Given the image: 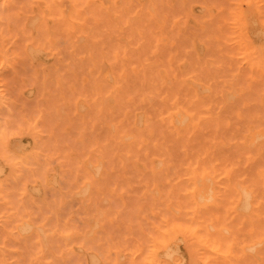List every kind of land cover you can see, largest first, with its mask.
Returning <instances> with one entry per match:
<instances>
[{"label": "rangeland", "instance_id": "374dc122", "mask_svg": "<svg viewBox=\"0 0 264 264\" xmlns=\"http://www.w3.org/2000/svg\"><path fill=\"white\" fill-rule=\"evenodd\" d=\"M263 1L0 0V264H91L94 258L95 262L97 260L96 264H148L146 260L154 247L153 238L161 239L163 236L159 229L163 232L173 222L189 225L192 221L203 227L210 225L208 228L210 230L213 228L210 232L220 235L219 238H222L220 246L224 245L220 252L208 251L194 237L179 231L171 236L175 238L173 243L176 247V256L170 258L160 256L159 261L154 264H236L235 261L238 263L243 261V264H264V212L260 213L264 209ZM90 25L97 27L92 29ZM137 37L141 39L138 40ZM247 56L250 58L248 61ZM115 63L118 66L114 67ZM187 69L189 73L184 75L183 71ZM168 70L170 73L168 76L170 75L172 79L167 76ZM180 71L183 76L178 77L176 73L180 74ZM150 75H154L153 80ZM171 80L173 83L176 82V85ZM151 85L154 88H151ZM148 86L151 89H148ZM173 86L175 87L172 88ZM183 86H186L185 90L182 89ZM123 87L127 90L123 91ZM163 87L167 90L174 89L176 93L171 95L170 90V95H167L169 90L166 91ZM188 89L192 91L191 95L187 93ZM181 90L182 95H179ZM186 94L189 97L185 96ZM182 99L183 101H179ZM197 103L200 107L196 106ZM191 106H194L193 109ZM162 107H165L164 110ZM67 111L71 113L68 114ZM244 116L247 117L246 120ZM148 118L152 119L151 122ZM229 118L233 119L232 121L238 119L237 123L231 125ZM136 119L139 121L136 122ZM240 120L242 122H239ZM253 120H257L255 121L257 123L260 121L263 126L260 123V126L257 125ZM220 121L222 129L221 127L218 129ZM239 124L243 130L240 132L241 138L238 139L236 135L232 139L235 136L233 134L239 131L233 129L241 130ZM159 126H162V130ZM69 130L72 134L68 132ZM133 132L142 136H138V139ZM150 136L154 140L151 141ZM202 136L205 141L201 139ZM194 141L199 142L198 145L205 144V147L201 145L204 148L203 152ZM144 145L147 149L143 147ZM234 145L242 150V152L239 150V156L233 154L236 162L229 159L232 151H235ZM131 146L133 149L136 148L134 150L136 152L130 148ZM215 148L220 150L217 151ZM130 151L134 153L130 154ZM170 151L176 170L171 160L168 161L171 157L168 154ZM213 152L216 155L221 152V155L216 157ZM226 154L230 155L227 157ZM130 155L135 157L131 158ZM206 155L213 162L206 161ZM222 155L225 157L221 158ZM239 157H244L240 158V161L243 160L242 164ZM163 159L167 160L163 162ZM158 161L159 165L156 164ZM96 165L100 166V169L96 168L98 171L94 168ZM251 165L257 167L251 171L249 167ZM168 167L171 168L170 172ZM218 167L220 170L216 171ZM197 168L200 170L197 171ZM178 169L183 171L177 172ZM240 170L242 172L244 170V174ZM167 172L169 178L165 176ZM248 173L250 176L258 177L259 181L256 182L255 178L256 180L253 179L255 182H251L250 179L253 177H248ZM246 180L248 183L243 182ZM181 182L185 186L181 185ZM83 186L87 187L85 191L82 190ZM180 186H183L182 190ZM176 188L178 191L173 192ZM231 191L233 194L229 195ZM241 191L246 193L242 194ZM81 192L85 193L81 195ZM160 194L163 195L162 198ZM243 198L248 202L245 203L248 207L245 209L246 212L244 208L240 209L241 206L246 208ZM126 199L129 201L127 204ZM111 200L113 203L117 202L115 203L117 207H112L114 205L112 202L113 205L109 204ZM157 202L159 204L154 205ZM161 203L164 205H160ZM142 211L144 212L140 213ZM120 213H123V218ZM202 214H206L204 218ZM181 215L185 216L182 222ZM149 216L154 218L151 219ZM37 217H40V221ZM179 217L181 219H177ZM225 218L226 220H223ZM150 219L154 223H151ZM25 224L26 227L30 226V229H25ZM230 224L233 225L232 228ZM247 224L248 227L242 229ZM232 229L238 234L235 235ZM147 233L150 234V238ZM55 238L60 239L62 244ZM50 239L55 240L52 241L53 244L50 243ZM83 239L86 243L82 241ZM228 244H231L230 248ZM54 245L56 247H53ZM252 245L253 249H248L252 252L246 250ZM226 250L229 251L228 256L222 254ZM106 255L112 259H107Z\"/></svg>", "mask_w": 264, "mask_h": 264}, {"label": "bare ground", "instance_id": "6f19581e", "mask_svg": "<svg viewBox=\"0 0 264 264\" xmlns=\"http://www.w3.org/2000/svg\"><path fill=\"white\" fill-rule=\"evenodd\" d=\"M23 1H24V0H23ZM46 1H47V0H46ZM54 1H55V0H54ZM60 1H61V0H60ZM64 1H65V0H64ZM66 1H67V0H66ZM119 1H121V0H119ZM188 1H189V0H188ZM49 2H50V1H49ZM62 2H63V0H62ZM102 2H103V1H102ZM192 2H193V1H192ZM223 2H224V1H223ZM225 2H227V1H225ZM233 2H234V1H233ZM261 2H262V1H261ZM263 2H264V1H263ZM18 3H19V1H18ZM58 3H59V2H58ZM66 3H67V2H66ZM117 3H118V2H117ZM157 3H158V2H157ZM185 3H186V2H185ZM230 3H232V2H230ZM234 3H235V2H234ZM20 4H21V3H20ZM24 4H25V3H24ZM144 4H146V3H144ZM216 4H217V3H216ZM225 4H226V3H225ZM251 4H252V2H251ZM22 5H23V4H22ZM39 5H40V4H39ZM61 5H62V4H61ZM80 5H81V4H80ZM130 5H131V4H130ZM156 5L159 6V4H156ZM206 6H207V5H206ZM222 6H224V5H222ZM68 7H69V6H68ZM75 7H76V6H75ZM131 7H132V6H131ZM131 7H130V8H131ZM163 7H164V5H163ZM263 7H264V6H263ZM130 8H129V9H130ZM143 8H144V7H143ZM165 8H166V7H165ZM201 8H202V7H201ZM225 8H226V7H225ZM225 8H224V10H225ZM9 9H10V8H9ZM19 9H20V8H19ZM66 9H67V8H66ZM66 9H65V11H66ZM131 9H133V8H131ZM15 10H16V9H15ZM28 10H29V9H28ZM45 10H46V9H45ZM94 10H95V9H94ZM149 10H150V9H149ZM178 10H179V9H178ZM117 11H118V10H117ZM194 11H195V10H194ZM230 11H231V10H230ZM57 12H58V11H57ZM57 12H56V13H57ZM62 12H63V11H62ZM85 12H86V11H85ZM141 12H142V11H141ZM162 12H163V11H162ZM196 12H197V11H196ZM65 13H66V12H65ZM86 13H87V12H86ZM157 13H158V12H157ZM160 13H161V12H160ZM198 13H199V12H198ZM20 14H21V13H20ZM57 14H58V13H57ZM72 14H73V13H72ZM91 14H92V13H91ZM110 14H111V13H110ZM6 15H7V14H6ZM54 15H56V14L54 13ZM142 15H144V14H142ZM146 15H148V14H146ZM7 16H8V15H7ZM71 16H72V15H71ZM120 16H121V15H120ZM10 17H11V16H10ZM30 17H33V16H30ZM66 17H67V16H66ZM72 17H73V16H72ZM74 17H75V16H74ZM115 17H116V16H115ZM115 17H114V18H115ZM135 17H136V16H135ZM142 17H144V16H142ZM158 17H160V14H158ZM197 17H198V16H197ZM5 18H6V17H5ZM75 18H76V17H75ZM110 18H111V17H110ZM223 18H224V17H223ZM6 19H7V18H6ZM78 19H79V18H78ZM116 19H117V18H116ZM141 19H142V18H141ZM226 19H227V17H226ZM226 19H225V20H226ZM8 20H9V19H8ZM121 20H122V19H121ZM149 21H150V20H149ZM229 21H230V20H229ZM118 22H119V21H118ZM118 22H117V23H118ZM120 22H123V21H120ZM230 22H231V21H230ZM20 23H21V22H20ZM87 23H88V22H87ZM141 23H142V22H141ZM150 23H151V22H150ZM85 24H86V22H85ZM137 24L139 25V23H137ZM176 24H177V23H176ZM203 24H204V23H203ZM59 25H60V24H59ZM62 25H63V24H61V26H62ZM86 25H87V24H86ZM86 25H85V26H86ZM88 25H89V24H88ZM97 25H98V24H97ZM138 25H136V26H138ZM167 25H168V24H167ZM205 25H206V24H205ZM227 25H228V24H227ZM14 26H15V25H14ZM25 26H26V25H25ZM109 26H110V25H109ZM112 26H113V25H112ZM151 26H153V24H152ZM90 27H92V25H90ZM96 27H97V26H94V25H93L92 29H94V28H96ZM145 27H146V26H145ZM155 27H156V26H155ZM223 27H224V26H223ZM106 28H107V27H106ZM140 28H141V26H140ZM173 28H174V27H173ZM30 29H31V28H30ZM142 29H144V28H142ZM189 29H190V28H189ZM59 30H60V28H59ZM59 30H58V31H59ZM86 30H87V29H85V32L87 33L88 31H86ZM89 30H90V28H89ZM108 30H109V28H108ZM220 30H221V29H220ZM14 31H16V30H14ZM24 31H25V30H24ZM142 31H143V30H142ZM144 31H145V30H144ZM144 31H143V32H144ZM77 32H78V31H77ZM92 32H94V31H92ZM92 32H91V34H92ZM95 32H96V31H95ZM207 32H208V31H207ZM224 32H225V31H224ZM221 33H222V32H221ZM237 33H238V32H237ZM122 34H123V33H122ZM179 34H180V33H179ZM197 34H198V33H197ZM207 35H208V34H207ZM58 36H59V35H58ZM94 36H95V35H94ZM179 36H180V35H179ZM193 36H194V35H193ZM64 37H65V36H64ZM70 37H71V36H70ZM91 37H93V35H91ZM133 38H134V37H133ZM142 38H143V36H142ZM137 39L140 40L141 38L139 39V37H137ZM222 39H223V38H222ZM138 40H137V41H138ZM60 41H61V40H60ZM102 41H103V40H102ZM217 41H218V40H217ZM194 42H195V41H194ZM220 42H221V41H220ZM61 43H62V42H61ZM125 43H126V42H125ZM130 43H131V42H130ZM166 43H167V42H166ZM23 44H24V43H23ZM133 44H134V42H133ZM151 44H152V41H151ZM158 45H159V44H158ZM220 45H221V44H220ZM224 45H225V44H224ZM255 45H256V44H255ZM197 46H198V45H197ZM227 46H228V45H227ZM22 47H23V46H22ZM176 47H178V46H176ZM176 47H175V48H176ZM195 47H196V46H195ZM80 48H81V47H80ZM150 48H152V45L150 46ZM210 48H211V47H210ZM227 48H228V47H227ZM227 48H226V49H227ZM19 49H20V48H19ZM214 49H215V48H214ZM214 49H213V50H214ZM232 49H236V48H235V47H232ZM232 49H231V50H232ZM16 50H17V49H16ZM107 50H108V48H107ZM111 50H112V49H111ZM117 50H118V49H117ZM120 51H121V50H120ZM135 51H136V50H135ZM147 51L149 52V50H147ZM215 51H216V50H215ZM220 51H221V50H220ZM232 51H233V50H232ZM240 51H241V50H240ZM109 52H111V51H108V53H109ZM177 52H178V51H177ZM60 53H61V52H60ZM92 53H93V52H92ZM128 53H129V52H128ZM210 53H211V52H210ZM233 53H234V51H233ZM8 54H9V53H8ZM85 54H86V53H85ZM94 54H95V53H94ZM119 54H120V52H119ZM208 54H209V53H208ZM228 54H229V53H228ZM62 55H63V54H62ZM177 55H178V54H177ZM177 55H176V57H178ZM237 55H238V54H237ZM99 56H100V55H99ZM109 56H110V54H109ZM204 56H205V55H204ZM204 56H203V57H204ZM103 57H104V56H103ZM117 57H118V56H117ZM148 57H150V56H148ZM148 57H147V58H148ZM238 57H239V56H238ZM240 57H241V56H240ZM247 57H248V56H247ZM247 57H245V59H246ZM69 58H70V57H69ZM86 58H87V57H86ZM107 58H108V56H107ZM159 58H160V57H159ZM251 58H252V57H251ZM175 59H176V58H175ZM175 59H174V60H175ZM178 59H180V58H178ZM231 59H232V58H231ZM248 59H250V58L248 57V58H247V61H248ZM138 60H139V58H138ZM151 60H152V58H151ZM7 61H8V60H7ZM10 61H11V60H10ZM117 61H118V60H117ZM235 61H236V60H235ZM243 61H244V60H243ZM32 62H33V61H32ZM99 62H100V61H99ZM112 62H113V61H112ZM135 62H136V61H135ZM175 62H176V61H175ZM185 62H186V61H185ZM185 62H184V63H185ZM226 62H228L227 59H226ZM244 62H245V61H244ZM116 63H117V62H116ZM116 63H115V64H116ZM127 63H128V62H127ZM132 63H133V62H132ZM136 63H137V62H136ZM136 63H135V64H136ZM189 63H190V62H189ZM214 63H215V62H214ZM220 63H221V62H220ZM229 63H230V62H229ZM236 63H237V62H235V64H236ZM25 64H26V63H25ZM112 64H113V63H112ZM138 64H139V63H138ZM163 64H164V63H163ZM172 64L174 65V62H173ZM11 65H12V64H11ZM77 65H78V64H77ZM128 65H129V63H128ZM130 65H131V64H130ZM170 65H171V64H170ZM116 66H118V65L116 64L114 67H116ZM137 66H138V65L136 64V67H137ZM165 66H166V65H164V67H165ZM60 67H61V66H60ZM110 67H111V66H110ZM157 67H158V65H157ZM175 67H176V66H175ZM175 67H174V68H175ZM186 67H187V66H186ZM188 67H189V66H188ZM188 67H187V68H188ZM111 68H112V67H111ZM191 68H192V67H191ZM191 68H189V69L192 71ZM26 69H27V68H26ZM108 69H109V68H108ZM175 69L177 70V67H176ZM175 69H174V70H175ZM181 69H182V67H181ZM189 69H187V71H183V72H185L184 75L188 72ZM117 70H118V68H117ZM117 70H115V71H117ZM74 71H75V70H74ZM108 71H109V70H108ZM112 71H113V70H112ZM115 71H113V72H115ZM140 71H141V70H140ZM158 71H159V70H158ZM229 71H230V70H229ZM232 71H233V69L231 70V72H232ZM242 71H243V70H242ZM76 72H77V71H76ZM128 72H130V71H128ZM128 72H127V74H129ZM138 72H139V71H138ZM171 72H172V71H171ZM192 72H193V71H192ZM209 72H210V71H209ZM19 73H20V72H19ZM139 73H140V72H139ZM144 73H145V72H144ZM168 73H169V70H168V72H167V76H168ZM188 73H189V72H188ZM188 73H187V74H188ZM217 73H218V72H217ZM152 74H153V73H152ZM169 74H170V73H169ZM26 75H27V74H26ZM29 75H30V74H29ZM114 75H115V74H114ZM144 75H145V74H144ZM159 75H160V73H159ZM176 75H178V77H179L180 75L183 76L182 73H181V71H180V74H179V73H178V74L176 73ZM197 75H199V74H197ZM200 75H201V74H200ZM214 75H215V74H214ZM138 76H139V75H138ZM150 76H151V75H150ZM152 76H154V75H152ZM152 76H151L150 78H152ZM2 77H3V76H2ZM8 77H9V76H8ZM24 77H25V76H24ZM54 77H55V76H54ZM66 77H68V76H66ZM135 77H136V76H135ZM144 77H145V76H144ZM162 77H163V76H162ZM168 77H170V75H169ZM168 77H167V78H168ZM4 78H5V77H4ZM99 78H100V77H99ZM110 78H111V77H109V79H110ZM114 78H115V76H114ZM116 78H117V77H116ZM140 78H142V76H141ZM140 78H138V79H140ZM150 78L148 77V80H149ZM163 78H164V77H163ZM170 78H171V77H170ZM195 78H197V77H195ZM171 79H172V78H171ZM216 79H217V78H216ZM234 79H235V78H234ZM240 79H241V78H240ZM244 79H245V78H244ZM1 80H2V79H1ZM110 80H111V79H110ZM116 80H117V81H121L120 79H119V80L116 79ZM128 80H129V79H128ZM152 80H153V78H152ZM237 80H238V79H237ZM247 80H248V79H247ZM95 81H96V80H95ZM114 81H115V79H114ZM154 81H155V79H154ZM154 81H153V82H154ZM156 81H157V80H156ZM164 81H165V80H164ZM186 81H187V80H186ZM188 81H189V80H188ZM201 81H202V80H201ZM49 82H50V80H49ZM52 82H53V81H52ZM107 82H108V81H107ZM121 82H122V81H121ZM153 82H151V83H153ZM157 82H158V81H157ZM165 82H166V81H165ZM171 82L173 83V80H171ZM202 82H203V81H202ZM11 83H12V82H11ZM29 83H30V82H29ZM37 83H38V82H37ZM110 83H111V82H110ZM117 83H118V82H117ZM189 83H190V82H189ZM191 83H192V82H191ZM240 83H241V82H240ZM242 83H243V82H242ZM65 84H66V83H65ZM120 84H121V83H120ZM123 84H124V83H123ZM148 84H149V83H148ZM173 84L176 85V82L173 83ZM173 84H172V85H173ZM197 84H198V83H197ZM46 85H47V84H46ZM144 85H145V83H144ZM211 85H212V84H211ZM234 85H235V83H234ZM256 85H257V84H256ZM24 86H25V85H24ZM122 86H123V85H122ZM135 86H136V85H135ZM193 86H194V85H193ZM199 86H200V85H199ZM231 86H232V85H231ZM261 86H263V85L261 84ZM9 87H10V86H9ZM34 87H35V86H34ZM124 87H125V86H124ZM124 87H123V89H124L123 91L127 90V89L124 88ZM150 87H151V88H154V86H152V85H151ZM150 87L148 86V89H149ZM155 87H156V86H155ZM158 87H159V86H158ZM174 87H175V86H173L172 88H174ZM177 87H178V84H177ZM184 87H186V86H183L182 89H183ZM226 87H227V86H226ZM242 87H243V86H242ZM5 88H6V87H5ZM40 88H41V86H39V88H38L39 91H40ZM143 88H144V87H143ZM151 88H150V89H151ZM163 88H165V87H163ZM212 88H213V87H212ZM249 88H250V87H249ZM185 89H186V88H184L183 90H185ZM198 89H199V88H198ZM260 89H261V88H260ZM262 89H263V88H262ZM8 90H10V89H8ZM54 90H55V89H53V91H54ZM161 90H162V89H161ZM161 90H160V93H161L162 91H164V90H166V91L169 90V92H168L167 95H170V93H171L170 90L172 91V94H171V95H173V93H176V92L174 91V89L172 90V89H169V88H168V90H167V89L165 88L164 90H162V91H161ZM189 90H190V89H188L187 93L189 92L190 94H189V93H188V94L191 95V92H192V91H189ZM203 90H204V89H203ZM203 90H202V91H203ZM206 90H207V89H206ZM232 90H233V89H232ZM14 91H16V90H14ZM37 91H38V90H37ZM63 91H64V90H63ZM150 91H151V90H150ZM252 91H253V90H252ZM258 91H259V90H258ZM147 92H148V91H147ZM152 92H153V90H152ZM180 92H181V94H179V95H182V90H181ZM180 92H179V93H180ZM64 93H65V92H64ZM110 93H111V92H110ZM128 93H129V92H128ZM150 93H151V92H150ZM254 93L256 94V92H254ZM142 94H143V93H142ZM145 94H147V93H145ZM188 94H186L185 96H188ZM217 94H218V93H217ZM65 95H66V94H65ZM115 95H116V94H115ZM124 95H125V94H123V96H124ZM128 95H129V94H128ZM12 96H13V95H12ZM75 96H76V95H75ZM116 96H117V95H116ZM116 96H115V97H116ZM123 96H122V97H123ZM126 96H127V95H126ZM146 96H147V95H146ZM157 96L159 97V95H157ZM157 96H155V97H157ZM168 97H169V96H168ZM188 97H189V96H188ZM188 97H187V98H188ZM170 98H171V97H170ZM170 98H169V99H170ZM177 98H178V97H177ZM108 99H109V98H108ZM116 99H117V98H116ZM147 99H148V98H147ZM169 99H168V100H169ZM171 99H172V98H171ZM171 99H170V100H171ZM178 99H180V96H179ZM109 100H110V99H109ZM121 100H124V99H121ZM154 100H155V99H154ZM170 100H169V101H170ZM261 100H262V99H261ZM263 100H264V99H263ZM179 101H183V99H182V100H179ZM179 101H178V102H179ZM22 102H23V101H22ZM25 102H27V101H25ZM119 102H120V100H119ZM131 102H132V101H131ZM166 102H168V101H166ZM262 102H263V101H262ZM71 103H72V102H71ZM97 103H98V102H97ZM97 103H96V106H97ZM104 103H105V102H104ZM128 103H130V102H128ZM150 103H151V102H150ZM156 103H157V102H156ZM180 103H182V102H180ZM183 103H184V102H183ZM205 103H206V102H205ZM25 104H26V103H25ZM151 104H152V103H151ZM154 104H155V103H154ZM167 104H168V103H167ZM258 104H259V103H258ZM155 105H156V104H155ZM160 105H161V104H160ZM160 105H158V106H160ZM178 105H179V104H178ZM197 105H198V103L196 104V106H197ZM211 105H212V102H211ZM162 106H164V104H163ZM165 106H166V105H165ZM181 106H182V105H181ZM187 106H188V105H187ZM198 106H199V105H198ZM114 107H115V106H114ZM135 107H136V106H135ZM143 107H144V106H143ZM169 107H170V106H169ZM191 107H192V106H191ZM193 107H194V106H193ZM193 107H192V109H193ZM199 107H200V106H199ZM199 107H198V108H199ZM212 107H213V105H212ZM59 108H60V107H59ZM146 108H147V107H146ZM152 108H153V107H152ZM158 108H159V107H158ZM164 108H165V107H164ZM164 108L162 107L161 109L164 110ZM167 108H168V107H167ZM173 108H174V107H173ZM195 108H196V107H195ZM17 109H18V108H17ZM199 109H200V108H199ZM209 109H213V108H209ZM154 110H155V109H154ZM166 110H167V109H166ZM194 110H195V109H194ZM213 110H214V109H213ZM23 111H25V110H23ZM33 111H34V109H33ZM52 111H53V110H52ZM145 111H146V110H145ZM150 111H151V110H150ZM190 111H191V110H190ZM201 111L204 112V110H201ZM244 111H245V109H244ZM18 112H19V111H18ZM25 112H29V111H25ZM67 113H68V111H67ZM69 113H71V112H69ZM69 113H68V114H69ZM105 113H106V112H105ZM144 113H145V112H144ZM146 113H147V112H146ZM146 113H145V114H146ZM155 113H156V112H155ZM178 113H179V112H178ZM198 113H199V112H198ZM204 113H205V112H204ZM251 113L253 114L252 111H251ZM28 114H29V113H28ZM28 114H26V115H28ZM35 114H36V113H35ZM48 114H49V113H48ZM48 114H47V115H48ZM106 114H107V113H106ZM161 114H162V113H161ZM196 114H197V113H196ZM245 114H246V113H245ZM249 114H250V112H249ZM30 115H31V114H30ZM54 115H55V114H54ZM121 115H122V114H121ZM121 115H120V116H121ZM182 115H183V113H182ZM262 115H263V114H262ZM48 116H50V115H48ZM184 116H185V115H184ZM186 116H187V115H186ZM245 116H247V114H246ZM245 116H244V120H246V118H247V117L245 118ZM50 117H51V116H50ZM52 117H53V116H52ZM100 117H101V115H100ZM107 117H108V116H107ZM130 117H132V116H130ZM140 117H141V116H140ZM151 117H152V116H151ZM151 117H150V118H151ZM187 117H188V116H187ZM230 117H231V116H230ZM98 118H99V117H98ZM128 118H129V117H127V119H128ZM184 118H185V117H183V119H184ZM224 118H225V117H224ZM42 119H43V118H42ZM51 119L54 120V118H51ZM51 119H50V120H51ZM92 119H93V118H92ZM148 119H149V118H148ZM174 119H175V118H174ZM192 119H193V118H192ZM220 119H221V117H220ZM229 119H230V118H229ZM234 119H235V118H234ZM27 120H28V119H27ZM53 120H52V121H53ZM101 120H102V119H101ZM128 120H129V119H128ZM137 120L139 121V119H136V122H138ZM144 120H145V119H144ZM149 120H150V119H149ZM151 120H152V119H151ZM151 120H150V122H151ZM164 120H166V119H164ZM175 120H176V119H175ZM175 120H174V122H176ZM185 120H186V119H185ZM222 120H223V118H222ZM222 120H221V121H222ZM230 120H231V119H230ZM232 120H233V119H232ZM232 120H231V125H232V124H235V122L237 123V120H238V119H237V120L235 119V121H232ZM248 120H249V118H248ZM124 121H125V120H124ZM221 121H220V123H221ZM224 121H225V119H224ZM224 121H222V123H223ZM250 121L252 122V120H250ZM253 121H254V120H253ZM255 121H257V120H255ZM255 121H254V123H257V122H255ZM22 122H23V121H22ZM66 122H67V121H66ZM114 122H116V121H114ZM148 122H149V121H148ZM180 122H182V120H180ZM198 122H200V120H199ZM239 122H242V121L240 120ZM239 122H238V123H239ZM130 123H131V122H130ZM130 123H129V124H130ZM139 123H140V122H139ZM139 123H138V125H139ZM222 123H221V124H218V125H220V126H218V129H219V127H221ZM244 123L246 124V122H244ZM249 123H250V122H249ZM259 123H260V121H259ZM259 123H257V125H258ZM125 124H126V123H125ZM136 124H137V123H136ZM146 124H147V123H146ZM150 124H151V123H150ZM208 124H209V123H208ZM223 124H224V123H223ZM240 124H241V123H240ZM240 124H239V126L241 127V130H240V128H239V129H238V128H237V129H233V131H234V130H235V131H236V130H239V131H236V134H235V133L233 134V135H235V136L232 137V139H234V138L236 137V135H237L238 139L241 138V137H240V134H241L240 132L243 131V130H242V126H241L243 123H242L241 125H240ZM260 124H262V123H260ZM260 124H259V126H260ZM52 125H53V124H52ZM60 125L62 126L63 124L61 123ZM69 125H70V124H69ZM120 125H122V124H120ZM127 125H128V124H127ZM152 125H153V121H152ZM159 125H160V124H159ZM161 125H162V124H161ZM200 125H201V124H200ZM202 125H203V124H202ZM229 125H230V124H229ZM254 125H256V124H254ZM257 125H256V126H257ZM117 126H118V125H117ZM125 126H126V125H125ZM206 126H207V125H206ZM206 126H205V127H206ZM262 126H263V124H262ZM128 127H129V126H127V128H128ZM149 127H150V126H149ZM159 127H161L160 129L162 130V126H159ZM170 127H171V126H170ZM188 127H190V126H188ZM228 127L231 128L230 126H228ZM232 127H234V126H232ZM263 127H264V126H263ZM42 128H43V127H41V129H42ZM69 128H70V126H69ZM127 128H126V129H127ZM151 128H154V127H151ZM203 128H204V127H203ZM243 128H244V127H243ZM257 128H258V127H257ZM11 129H12V128H11ZM119 129H120V128H119ZM122 129H123V128H122ZM132 129H133V127H132ZM160 129H159V130H160ZM220 129H222V127H221ZM226 129H228V128H226ZM44 130H45V129H44ZM95 130H96V129H95ZM95 130H94V131H95ZM134 130H135V129H134ZM145 130H146V129H145ZM155 130H156V129H155ZM165 130H166V129H165ZM201 130H202V127H201ZM229 130H232V129H229ZM244 130H245V129H244ZM80 131H81V130H80ZM84 131H85V130H84ZM99 131H100V130H99ZM117 131H118V129H117ZM121 131H122V130H121ZM151 131H152V130H151ZM151 131H150V132H151ZM153 131H154V130H153ZM186 131H187V130H185V132H186ZM208 131H209V130H208ZM245 131H246V130H245ZM245 131H244V132H245ZM68 132H70V134H72L70 130H69ZM92 132H93V131H92ZM119 132H120V131H119ZM125 132H127V131H125ZM130 132H131V128H130ZM139 132H140V131H139ZM139 132H138V133L136 132V133L139 134ZM144 132H145V131H144ZM154 132H155V131H154ZM162 132H163V131H162ZM181 132H182V131H181ZM181 132H180V133H181ZM185 132H184V133H185ZM238 132H239V136H238ZM246 132H247V131H246ZM55 133H56V130H55ZM93 133H94V132H93ZM110 133H111V131H110ZM133 133H134V132H133ZM151 133H152V132H151ZM163 133H164V132H163ZM182 133H183V132H182ZM184 133H183V134H184ZM186 133H187V132H186ZM201 133H202V131H201ZM77 134H78V133H77ZM82 134H83V133H82ZM210 134H211V133H210ZM215 134H217V133H215ZM228 134H229V133H228ZM228 134H227V135H228ZM91 135H93V134L91 133ZM134 135H136V134L134 133ZM144 135H146V134H144ZM144 135H143V136H144ZM154 135H155V133H154ZM167 135H168V134H167ZM172 135H173V134H172ZM199 135H200V133H199ZM199 135H198V136H199ZM207 135H208V134H207ZM211 135H212V134H211ZM233 135H232V136H233ZM100 136H101V135H100ZM131 136H132V135H131ZM138 136H142V134H141V135H136V138H138ZM146 136H147V135H146ZM190 136H191V135H190ZM196 136H197V135H196ZM198 136H197V137H198ZM263 136H264V135H263ZM58 137H59V136H58ZM97 137H98V135H97ZM134 137H135V136H134ZM147 137H149V136H147ZM152 137H154V139H155V136L152 135ZM165 137H166V136H165ZM172 137H173V136H172ZM183 137H184V136H183ZM183 137H182V138H183ZM185 137H186V134H185ZM192 137H193V136H192ZM211 137H212V136H211ZM218 137H219V136H218ZM227 137H228V136H227ZM260 137H261V136H260ZM76 138H77V137H76ZM98 138H99V137H98ZM124 138H126V137H124ZM150 138H151V136H150ZM195 138H196V137H195ZM195 138H193V140H195ZM199 138H200V136H199ZM206 138H207V137H206ZM212 138H213V137H212ZM216 138H217V137H216ZM224 138H225V143H226V141H227V140H226V137H224ZM246 138H247V137H246ZM256 138H257V136H256ZM45 139H46V138H45ZM57 139H60V138H57ZM104 139H105V138H104ZM128 139H129V138H128ZM138 139H139V138H138ZM138 139H136V141H137ZM146 139H147V138H146ZM154 139L151 138L150 140L152 141V140H154ZM180 139H181V138H180ZM188 139H189V138H188ZM188 139H187V140H188ZM201 139H202L203 141H205V140L203 139V136L201 137ZM201 139H199V142H201V141H200ZM213 139H214V138H213ZM238 139H237V140H238ZM244 139H245V138H244ZM84 140H85V139H84ZM125 140H126V139H125ZM148 140H149V138H148ZM156 140H157V139H156ZM196 140H197V139H196ZM215 140L217 141V139H215ZM230 140H231V138H230ZM182 141H184V139H183ZM257 141H258V140H257ZM194 142H196V141H194ZM199 142H196V146L198 145ZM210 142H211V140H210ZM50 143H51V141H50ZM77 143H78V142H77ZM119 143H120V142H119ZM147 143H148V141H147ZM149 143H151V142H149ZM161 143H162V142H161ZM163 143H165V142L163 141ZM163 143H162V144H163ZM181 143H182V142H181ZM183 143H184V142H183ZM202 143H203V142H202ZM225 143H224V144H225ZM243 143H244V141H243ZM262 143H263V145H264V142H262ZM133 144H134V143H133ZM206 144H207V143H206ZM244 144H245V143H244ZM250 144H251V143H249V145H250ZM78 145H79V144H78ZM149 145H150V144H149ZM165 145H166V143H165ZM193 145H194V144H193ZM201 145L204 146L205 144L203 145V144L200 143V145H198V147L200 148ZM232 145H233V144H231V146H232ZM247 145H248V144H247ZM247 145H246V146H247ZM249 145H248V146H249ZM17 146H18V145H17ZM76 146H77V145H76ZM79 146H80V145H79ZM135 146H136V145H135ZM135 146H134V147H135ZM159 146H160V145H159ZM162 146H164V144H163ZM166 146H167V145H166ZM166 146H165V147H166ZM180 146H181V145H180ZM229 146H230V145H229ZM234 146H235V145H234ZM234 146H233V147H234ZM86 147H87V146H86ZM143 147H145V148L147 149L148 144H147V147H146V145H144ZM143 147H141L142 150H141L140 152L143 151ZM204 147H205V146H204ZM80 148H81V147H80ZM130 148H132V146H131ZM219 148H222V147H219ZM219 148H215V149H216L217 151H219V150H220ZM224 148H225V147H224ZM227 148H228V147H227ZM231 148H232V147H231ZM237 148H238V150H237ZM239 148H240V147H236V146H235V151H232V153H231L232 155L228 154V155H230V157H231V158L229 157V159H230L231 161H233V160L235 159V158L233 157V154L236 155V156H239V155H240V151L242 152V150L239 149ZM249 148H250V147H249ZM254 148H256V147H254ZM254 148H253V149H254ZM263 148H264V147H263ZM72 149H73V148H72ZM102 149H103V148H102ZM113 149H114V148H113ZM132 149H133V148H132ZM135 149H136V148H134L133 151H134ZM149 149H150V148H149ZM162 149H163V148H162ZM167 149H168V148H167ZM197 149H198V148H196V150H197ZM202 149H204V148L201 147V150H200V151H202ZM222 149H223V148H222ZM233 149H234V148H233ZM45 150H46V149H45ZM47 150H49V149H47ZM95 150H96V149H95ZM95 150H94V151H95ZM144 150H145V149H144ZM152 150H154V149H152ZM152 150H151V151H152ZM170 150H171V149H170ZM236 150H237L238 152H237ZM239 150H240V151H239ZM61 151H62V149H61ZM83 151H84V150H83ZM131 151H132V150H131ZM131 151H130V152H131ZM137 151H138V150H137ZM189 151H190V150H189ZM192 151H193V150H192ZM197 151H199V150H197ZM217 151H216V153H217ZM249 151H251V150H249ZM86 152H87V151H86ZM134 152H136V151H134ZM134 152H133V153H134ZM138 152H139V151H138ZM167 152H168V151H167ZM176 152H177V151H176ZM193 152H196V151H193ZM202 152H203V151H202ZM233 152H235V153L237 152V153L235 154V153H233ZM254 152H255V151H254ZM84 153H85V152H84ZM97 153H98V152H97ZM133 153L131 152L130 154H133ZM174 153H175V152H174ZM187 153L189 154V152H187ZM187 153H186V154H187ZM213 153H214L213 155H216L215 152H213ZM218 153H219V154H217V155H221V154H220L221 152H218ZM225 153H226V152L224 151V154H225ZM229 153H230V152H229ZM238 153H239V154H238ZM249 153H250V152H249ZM263 153H264V152H262V154H263ZM77 154H78V153H77ZM140 154H141V153H140ZM147 154H148V156H149V151H148ZM157 154L159 155V153H157ZM168 154H169V156H171V151H170V153H168ZM177 154H178V153H177ZM188 154H187V155H188ZM193 154H194V153H193ZM209 154H210V153H209ZM222 154H223V153H222ZM243 154H244V153H243ZM251 154H252V153H251ZM72 155H73V154H72ZM80 155H81V154H80ZM80 155H79V156H80ZM96 155H97V154H96ZM137 155H139V154H137ZM160 155H162V154H160ZM189 155H190V154H189ZM194 155H195V154H194ZM217 155H216V157H218ZM228 155L226 154L227 157H228ZM119 156H120V155H119ZM122 156H123V155H122ZM130 156H131V158H132V157H135L134 155H133V156L130 155ZM163 156H164V155H163ZM199 156H200V152H199ZM207 156H208V155H206V157H207ZM236 156H235V157H236ZM243 156H244V155H243ZM81 157H82V156H81ZM95 157H96V156H95ZM120 157H121V156H120ZM127 157H129V156H127ZM127 157H126V158H127ZM140 157H141V156H140ZM165 157H166V156H165ZM165 157H164V158H165ZM187 157H188V156H187ZM214 157H215V156H214ZM223 157H225V156L222 155L221 158H223ZM232 157H233V158H232ZM56 158H57V157H56ZM56 158H55V159H56ZM65 158H66V157H65ZM124 158H125V157H124ZM138 158H139V157H138ZM142 158H143V157H142ZM171 158L173 159V156H171L170 159H168V161H170ZM188 158H189V157H188ZM192 158H193V157H192ZM194 158H195V157H194ZM194 158H193V159H194ZM240 158L243 159L244 157H239V161L241 160ZM57 159H58V158H57ZM106 159H107V158H106ZM189 159H190V158H189ZM203 159H204V158H203ZM214 159H216V158H214ZM214 159H213V160H214ZM226 159H227V158H226ZM262 159H263V157H262ZM92 160H93V159H92ZM123 160H124V159H123ZM127 160H129V159L127 158ZM156 160H157V159H156ZM165 160H167V159H165ZM165 160L163 159V162H164ZM187 160H188V159H187ZM207 160H208V161H212V160H210L208 157H207L206 161H207ZM227 160H228V159H227ZM227 160H225V162H226ZM184 161H185V160H183V162H184ZM190 161H191V159H190ZM203 161H204V160H203ZM234 161H235V160H234ZM239 161H238V162H239ZM242 161H243V160H242ZM242 161H240V164H242V163H241ZM258 161H259V160H258ZM258 161L256 162V164H258ZM52 162H53V161H52ZM88 162H89V161H88ZM105 162H107V161H105ZM110 162H111V161H110ZM127 162H128V161H127ZM146 162H147V161H146ZM171 162L174 164V169H175V162L172 161V160H171ZM177 162H179V161L177 160ZM193 162H194V161H193ZM212 162H213V161H212ZM221 162H222V161H221ZM235 162H236V161H235ZM103 163H104V162H103ZM113 163H114V162H113ZM157 163H158V164H157ZM180 163H181V159H180ZM184 163H185V162H184ZM191 163H192V162H191ZM202 163H203V162H202ZM205 163H206V162H205ZM263 163H264V159H263ZM32 164H33V163H32ZM46 164H47V163H46ZM46 164H45V165H46ZM99 164H100V163H99ZM153 164H154V163H153ZM156 164L159 165L160 162L158 161V162H156ZM199 164H200V163H199ZM203 164H204V163H203ZM219 164H220V162H219ZM219 164H218V165H219ZM231 164L234 165V163H232V162H231ZM236 164H237V163H236ZM254 164H255V163H254ZM254 164H253V165H254ZM68 165H70V163H69ZM89 165H90V163L88 164V166H89ZM180 165H181V164H180ZM209 165H210V164H209ZM218 165H217V166H218ZM253 165L249 166V167H251V169H250L251 171L254 169V167H257V165H256V166H253ZM106 166H107V165H106ZM113 166H114V165H113ZM176 166H177V165H176ZM222 166L225 167L226 165H222ZM260 166H263V165H260ZM73 167H74V165H73ZM99 167H100V166H99ZM99 167L96 165L94 168H95V170H96V168L100 169ZM125 167H126V166H125ZM206 167H207V166H206ZM227 167H228V165H227ZM237 167H238V166H237ZM126 168H127V167H126ZM172 168H173V166H172ZM208 168H209V167H208ZM220 168H222V167L220 166ZM238 168H239V167H238ZM246 168H247V167H246ZM24 169H25V168H24ZM54 169H55V168H54ZM89 169H90V167H89ZM114 169H116V167H115ZM153 169H154V166H153ZM170 169H171V168L168 167V170H169L168 172H170ZM176 169H177V168H176ZM176 169H175V170H176ZM210 169H211V167H210ZM240 169H241V165H240ZM0 170H1V169H0ZM90 170H91V169H90ZM107 170H108V168H107ZM161 170L163 171V169H161ZM180 170H181V171H180ZM180 170L178 169L177 172H182V171H183L182 169H180ZM198 170H200V168H199V169L197 168V171H198ZM217 170H220L219 167L216 169V171H217ZM245 170H246V169H245ZM37 171H39V170H37ZM96 171H98V170H96ZM118 171H119V170H118ZM125 171H126V170H125ZM154 171H156V170H154ZM162 171H161V173H162ZM184 171H185V170H184ZM210 171H211V170H210ZM240 171H241V170H240ZM66 172H67V171H66ZM119 172H120V171H119ZM168 172H167V175H165V176H167V177L169 178L170 175H169ZM177 172H176V173H177ZM220 172H221V171H220ZM232 172L234 173V171H232ZM236 172H239V171L236 170ZM241 172H242V171H241ZM241 172H240V173H241ZM245 172H246V174H247V170H246ZM1 173H2V171H1ZM56 173H57V172H56ZM92 173H93V172H92ZM159 173H160V172H159ZM161 173H160V175H161ZM186 173H187V172H186ZM240 173H239V176L241 175ZM28 174H29V173H28ZM38 174H39V173H38ZM38 174H37V175H38ZM111 174H112V173H111ZM237 174H238V173H237ZM242 174H244V170H243ZM249 174H250V173H248V175H249ZM251 174H252V172H251ZM66 175H67V174H66ZM70 175H71V174H70ZM70 175H68V177H69ZM85 175H86V174H85ZM112 175H113V174H112ZM112 175H111V176H112ZM168 175H169V176H168ZM182 175H183V174H182ZM182 175H181V176H182ZM220 175H221V174H220ZM233 175H234V174H233ZM248 175H247V176H248ZM253 175H255V174L253 173ZM29 176H30V175H29ZM38 176H40V175H38ZM216 176H218V174H217ZM216 176H215V177H216ZM239 176H238V177H239ZM65 177H66V176H65ZM86 177H87V176H86ZM113 177H114V176H113ZM154 177L156 178V175H155ZM154 177H153V178H154ZM174 177H175V176H174V173H173V179L176 178V177H175V178H174ZM218 177H219V176H218ZM248 177H253V178L250 179V180H252L251 182H255L253 179H255L256 176H252V175L250 176V175H249ZM248 177H246V179H247ZM263 177H264V176H263ZM89 178H90V177H89ZM111 178H112V177H111ZM164 178H165V177H164ZM78 179H79V178H78ZM106 179H107V178H106ZM140 179H141V178H140ZM157 179H158V178H157ZM229 179H230V178H229ZM256 179H257V180H256ZM256 179H255L256 182L259 181L258 177H257ZM30 180H31V179H30ZM67 180H68V178H67ZM116 180H117V179H116ZM153 180L155 181V179H153ZM171 180H172V179H171ZM171 180H170V181H171ZM156 181L158 182V180H156ZM196 181H197V180H196ZM235 181H236V180H235ZM248 181H249V179H248ZM248 181L246 180V181H243V182L248 183ZM66 182H67V181H66ZM148 182H149V181H148ZM220 182H221V181H220ZM64 183H65V181H64ZM67 183H68V182H67ZM73 183H74V182H73ZM86 183H87V182H85L84 184H86ZM181 183H182L181 185L185 186V185L183 184V182H181ZM231 183H233V182H231ZM258 183H259V182H258ZM62 184H63V182H62ZM95 184H96V183H95ZM149 184H150V183H149ZM177 184H178V183H177ZM228 184H229V183H228ZM236 184H237V182H236ZM236 184H235V185H236ZM243 184H244V183H243ZM255 184H256V183H255ZM56 185H57V184H56ZM157 185H158V184H157ZM219 185H220V184H219ZM253 185H254V184H253ZM64 186H65V185H64ZM64 186H63V187H64ZM71 186H72V185H71ZM86 186H87V184H86ZM183 186H182V187L180 186L181 189H180V188H179V189L182 190ZM223 186H224V185H223ZM63 187H62V188H63ZM65 187H66V186H65ZM67 187H68V186H67ZM83 187H84V186H83ZM164 187L166 188V184H165ZM176 187L178 188L179 186L176 185ZM230 187H231V185H230ZM240 187H242V186H240ZM243 187H244V186H243ZM243 187H242V188H243ZM247 187H248V186H247ZM27 188H28V187H27ZM31 188H32V187H31ZM84 188H85V189H84ZM84 188H82L83 191H85V190L87 189V187H84ZM161 188H163V187L161 186ZM165 188H164V190H165ZM177 188H176V190H174V191L172 190V191H173V192L178 191ZM254 188H256V187H254ZM257 188H259L258 185H257ZM257 188H256V190L258 191ZM260 188H261V187H260ZM19 189H20V188H19ZM154 189H155V188H154ZM251 189H253V188H251ZM11 190H12V189H11ZM28 190H29V189H28ZM82 190H79V191H82ZM208 190H209V189H208ZM242 190H243V189H242ZM132 191H133V190H132ZM228 191H229V190H228ZM260 191H261V190H260ZM148 192H149V191H148ZM153 192H154V191H153ZM155 192H156V191H155ZM216 192H217V191H216ZM241 192H243L242 194H245V193H246L245 191H241ZM252 192H254V191H252ZM255 192H256V191H255ZM84 193H85V192H81V195H83ZM103 193H105V192H103ZM123 193H124V192H123ZM156 193H157V192H156ZM262 193H263V192H262ZM15 194H16V193H15ZM56 194H57V191H56ZM67 194H68V193H67ZM77 194L79 195V193H77ZM135 194H136V193H135ZM138 194H139V193H138ZM145 194H146V193H145ZM145 194H144V195H145ZM161 194H163V193H161ZM161 194H160V196H161L160 198H162V196H163V195H161ZM173 194H174V193H173ZM179 194H180V193H179ZM221 194H222V193H221ZM230 194L232 195L233 192L231 191V193H229V195H230ZM242 194H241V195H242ZM247 194H248V191H247ZM257 194H259V193L257 192ZM3 195H4V194H3ZM50 195H51V194H50ZM63 195H64V194H62V196H63ZM136 195H137V194H136ZM154 195H155V193H154ZM250 195H251V194H250ZM6 196H8V195H6ZM9 196L14 197L15 195H9ZM54 196H55V195H54ZM66 196H67V195H66ZM72 196H73V195H72ZM137 196H138V195H137ZM147 196H148V195H147ZM169 196H170V195H169ZM173 196H175V195H173ZM176 196H177V194H176ZM178 196H179V195H178ZM178 196H177V197H178ZM181 196H182V194H181ZM217 196H218V195H217ZM224 196H225V195H224ZM235 196H236V195H235ZM248 196H249V195H247V197H248ZM263 196H264V195H263ZM56 197H57V200H58V196H56ZM63 197H65V196H63ZM97 197H98V196H96V198H97ZM75 198H76V197H75ZM101 198L103 199L104 196L101 197ZM123 198H124V197H123ZM125 198H126V197H125ZM146 198H147V197H146ZM149 198L152 199L150 196H149ZM149 198H148V199H149ZM170 198H171V197H170ZM173 198H175V197H173ZM182 198H183V197H182ZM219 198H221V197H219ZM244 198H246V197H244ZM244 198H243L244 204H245V203L248 204V202H245L246 200H245ZM263 198H264V197H263ZM263 198H262V200H263ZM83 199H84V198H83ZM91 199H93V198H91ZM164 199H165V198H163V201H164ZM217 199H218V198H217ZM222 199H223V198H222ZM0 200H1V199H0ZM14 200H15V199H13V201H14ZM25 200H27V199L25 198ZM93 200H94V199H93ZM96 200H97V199H96ZM96 200H95V201H96ZM126 200H127V199H126ZM154 200H155V199H154ZM173 200H175V199H173ZM178 200H179V199H178ZM183 200H184V199H183ZM215 200H216V199H215ZM234 200H235V199H234ZM51 201H52V200H51ZM112 201H113V200H111L109 204H111V205L114 204L112 207H115V206H116L115 203H117V202L113 203ZM146 201H147V200H146ZM163 201H162V202H163ZM165 201H166V200H165ZM171 201H172V200H171ZM223 201H224V200H223ZM263 201H264V200H263ZM26 202H27V201H26ZM52 202H53V201H52ZM56 202H57V201H56ZM90 202H91V200H90ZM92 202H93V201H92ZM100 202H101V200H100ZM100 202H99V203H100ZM111 202H112L113 204H112ZM166 202H167V201H166ZM182 202H183V201H182ZM184 202H185V201H184ZM184 202H183V203H184ZM221 202H222V201H221ZM75 203H77V202H75ZM95 203H96V202H95ZM127 203H129L128 200H127L126 204H127ZM172 203L174 204V201H173ZM185 203H186V202H185ZM185 203H184V204H185ZM217 203H218V202H217ZM222 203H223V202H222ZM226 203H227V201H226ZM73 204H74V202H73ZM84 204H85V203H84ZM88 204H89V203H88ZM100 204H102V203H100ZM104 204H106V203H104ZM147 204H148V203H147ZM157 204H159V203L157 202V203H155L154 205H157ZM162 204L164 205V203H161L160 205H162ZM186 204H187V203H186ZM229 204H230V203H229ZM238 204H239V203H238ZM246 204H245L246 208L243 207V206H241V208H240V207H239V208H240V209H243V208H244V211L246 212V210H247V208H248ZM27 205H28V204H27ZM67 205H69V203H68ZM91 205H92V208H93V203H92ZM117 205H118V204H117ZM145 205H146V204H145ZM150 205H151V204H150ZM154 205L152 204L153 207H154ZM220 205H221V204H220ZM227 205H228V204H227ZM242 205H243V204H242ZM143 206H144V205H143ZM169 206H170V205H169ZM169 206H168V207H169ZM222 206H223V205H222ZM248 206H249V205H248ZM28 207L31 208L30 206H28ZM28 207H26V208H28ZM112 207H109L110 210L112 209ZM116 207H117V206H116ZM155 207H156V206H155ZM171 207H172V206H171ZM185 207H186V206H185ZM141 208H142V207H141ZM156 208H157V207H156ZM234 208H235V207H234ZM261 208H262V207H261ZM261 208H259V209H261ZM32 209H33V207H32ZM41 209H42V208H41ZM142 209H143V208H142ZM162 209H163V208H162ZM245 209H246V210H245ZM19 210H20V209H19ZM98 210H99V209H98ZM98 210H97V213H98ZM112 210H113V209H112ZM146 210H148V209H146ZM160 210H161V209H160ZM213 210H214V209H213ZM235 210H237V209H235ZM263 210H264V209H263ZM263 210H261V211L259 210L260 213H261V212H264ZM42 211L44 212V210H42ZM48 211H49V210H48ZM148 211H149V210H148ZM163 211H164V210H163ZM211 211H212V210H211ZM215 211H216V210H215ZM218 211H219V210H218ZM218 211H217V212H218ZM240 211H241V210H240ZM72 212H73V211H72ZM79 212H80V211H79ZM81 212H82V211H81ZM81 212H80V213H81ZM93 212H94V210H93ZM120 212H121V211H120ZM143 212H144V211H142V212H140V213H143ZM176 212H177V210H176ZM196 212H197V211H196ZM70 213H71V212H70ZM99 213H101V212L99 211ZM146 213H148V212H146ZM159 213H160V212H159ZM166 213H168V211H167ZM232 213H233V212H232ZM232 213H231V214H232ZM242 213H243V212H242ZM260 213H258V214H260ZM18 214H19V213H18ZM63 214H64V213H63ZM120 214H121L122 216H121V215H119V216H121V217L123 218V213H120ZM148 214H150V213H148ZM218 214H219V213H218ZM244 214H245V213H244ZM261 214H262V213H261ZM261 214H260V215H261ZM64 215H65V214H64ZM160 215H161V214H160ZM186 215H187V214H186ZM202 215H203V214H202ZM204 215H206V214H204ZM204 215L202 216L203 218H204ZM213 215H214V214H213ZM219 215H220V214H219ZM24 216H25V215H24ZM53 216H54V215H53ZM73 216H74V215H73ZM97 216H99V215H97ZM207 216L210 217V216H212V215H207ZM222 216H223V213H222ZM22 217H23V216H22ZM40 217H41V216H40ZM40 217H37V218H39V221H40ZM80 217H81V216H80ZM83 217H84V216H83ZM149 217L151 218V216H149ZM180 217H181L182 219H181ZM180 217L177 218V219H181V222H182V221H183V218H184L185 216L182 217V215H181ZM209 217H208V218H209ZM228 217H229V216H228ZM253 217H254V216H253ZM81 218H82V217H81ZM152 218H154V217H152ZM152 218H151V219H152ZM165 218H166V217H165ZM174 218H175V217H174ZM211 218H212V217H211ZM221 218H222V217H221ZM76 219H77V218H76ZM151 219H150V222H151ZM156 219H157V218H156ZM205 219H206V216H205ZM218 219H219V218H218ZM261 219H262V218H261ZM31 220H32V219H31ZM68 220H69V219H68ZM77 220H78V219H77ZM140 220H141V219H140ZM207 220H208V219H207ZM223 220H226V218L223 219ZM33 221H34V219H33ZM53 221H54V220H53ZM69 221H70V220H69ZM69 221H68V223H70ZM71 221H72V220H71ZM141 221H143V220H141ZM145 221H146V220H145ZM145 221H144V222H145ZM154 221H156V220H154ZM184 221H185V220H184ZM34 222H35V221H34ZM48 222H49V221H48ZM48 222H47V223H48ZM88 222H89V220H88ZM144 222H143V223H144ZM146 222H147V221H146ZM185 222H187V221H185ZM202 222H204V221H202ZM215 222H216V221H215ZM261 222H262V221H261ZM35 223H36V222H35ZM47 223H46V224H47ZM49 223L52 225L51 222H49ZM49 223H48V224H49ZM112 223H113V222H112ZM115 223H117V222H115ZM143 223H142V224H143ZM151 223H154V222H151ZM151 223H149V224H151ZM218 223H219V222H218ZM235 223H236V222H235ZM50 224H49V226H51ZM72 224H73V223H72ZM74 224H75V223H74ZM83 224H85V223H83ZM182 224H183V223H182ZM223 224H226V223H223ZM245 224H246V223H245ZM59 225H60V223H59ZM66 225H67V224H66ZM159 225H160V224H159ZM167 225H168V224H167ZM256 225H257V224H256ZM256 225H255V226H256ZM46 226H48V225H46ZM57 226H58V225H57ZM70 226H71V225H70ZM73 226H74V225H73ZM76 226H77V225H76ZM79 226H80V225H79ZM121 226H123V225H121ZM153 226H154V225H153ZM209 226H210V225H209ZM209 226H208V227H209ZM214 226H215V225H214ZM225 226H226V225H225ZM229 226L231 227V226H233V225L230 224ZM229 226L227 225V227H229ZM249 226H250V225H249ZM255 226H254V227H255ZM23 227H24V226H23ZM51 227H52V226H51ZM74 227H75V226H74ZM94 227H95V226H94ZM208 227H203V226H201L200 224H194L193 221H192L189 225H184V224L181 225V223L173 222L171 225L167 226L166 230H164L163 232H162V230L159 229V231H161V235H163L164 237L162 236L161 239H159L160 237H159V238H158V237H154V238H153V246H154V247L151 249V252H149V254H148V256H147V260H146V262H147L148 264H154V263H156V262L159 261L160 256H162V257H164V258H170V257H172V256H176V247H175V245H174V243H173V240H174L175 238H174V237H171V236L174 235V234H176V233L179 232V231H184L187 235H189V236H191V237H194V238L197 240V242H198L201 246H203L204 248H206L208 251H210V252H216V253L220 252V249L222 248V246L224 247L223 244H222V246H220V245H221V244H220V239H222V238H219L220 235L218 236V235H215L214 233L212 234L210 231H211L213 228L210 230ZM244 227H245V228L248 227V224L245 225V226H243L242 229H244ZM254 227H253V228H254ZM256 227H257V226H256ZM47 228H48V227H47ZM70 228H71V227H70ZM215 228H216V227H215ZM231 228H232V227H231ZM258 228H260L259 225H258ZM25 229H30V226H27V227H26V224H25ZM37 229H38V228H37ZM61 229L63 230L64 228L62 227ZM68 229H69V228H68ZM75 229H76V228H75ZM90 229H91V228H90ZM145 229H146V228H145ZM148 229H149V227H148ZM221 229H222V228H221ZM2 230H3V229H2ZM48 230H49V228H48ZM57 230H59V229H57ZM82 230H83V229H82ZM153 230H154V229H153ZM244 230H245V229H244ZM22 231H24V230H22ZM46 231H47V230H46ZM46 231H45V232H46ZM224 231L226 232V229H225ZM232 231L234 232L233 229H232ZM239 231H242V230H239ZM58 232H59V231H58ZM81 232H82V231H81ZM87 232H89V231H87ZM90 232H91V231H90ZM154 232H155V231H154ZM107 233H108V231H107ZM131 233H132V232H131ZM223 233H224V232H223ZM240 233H241V232H240ZM257 233L259 234V232H257ZM41 234H43V233L41 232ZM41 234H40V235H41ZM132 234H133V233H132ZM234 234L236 235V234H238V233H235V232H234ZM243 234H244V233H243ZM258 234H257V236H258ZM261 234H262V233H261ZM0 235H1V234H0ZM116 235H117V234H116ZM134 235H135V233H134ZM147 235H148V233H147ZM149 235H150V234H149ZM149 235H148V236H149ZM2 236H3V235H2ZM34 236H35V235H34ZM141 236H142V235H141ZM143 236H144V235H143ZM237 236H238V235H237ZM251 236H252V238L254 237L253 235H251ZM251 236H250V237H251ZM118 237H119V236H118ZM120 237H121V236H120ZM144 237H145V236H144ZM229 237H230V236H229ZM18 238H19V237H18ZM33 238H34V237H33ZM42 238H43V237H42ZM42 238H41V239H42ZM149 238H150V236H149ZM151 238H152V237H151ZM176 238H177V237H176ZM227 238H228V237H227ZM55 239H56V238H55ZM79 239H80V238H79ZM132 239H133V238H132ZM228 239H229V238H228ZM236 239H237V238H236ZM0 240H1V239H0ZM50 240H51V239H50ZM56 240L59 241L60 239H59V240L56 239ZM76 240H77V239H76ZM76 240H75V241H76ZM94 240H95V239H94ZM146 240H147V239H146ZM20 241H21V240H20ZM52 241H53V240H51L50 243H52ZM54 241H55V240H54ZM54 241H53V242H54ZM82 241H83L84 243H86V242H85L86 240L83 239ZM109 241H110V240H109ZM148 241H150V240H148ZM4 242H7V241H4ZM59 242H60V244H62L61 241H59ZM142 242H143V240H142ZM224 242H225V241H224ZM224 242H223V243H224ZM262 242H263V241H262ZM1 243H2V242H1ZM28 243H29V242H28ZM55 243H56V242H55ZM55 243H54V244H55ZM88 243H89V241H88ZM104 243H105V242H104ZM257 243H258V242H257ZM5 244H7V243H5ZM52 244H53V243H52ZM114 244H116V243H114ZM154 244H155V245H154ZM193 244H194V243H193ZM144 245H145V244H144ZM148 245H149V244H148ZM159 245H160V248H158ZM255 245H256V244H255ZM257 245H259V244H257ZM86 246H87V245H86ZM119 246H121V245H119ZM230 246H231V244H228V248H230ZM233 246H234V245H233ZM32 247H33V246H32ZM35 247H36V246H35ZM53 247H56V246L54 245ZM60 247H62V246H60ZM84 247H85V246H84ZM18 248H19V247H18ZM98 248H99V246H98ZM102 248H103V247H102ZM146 248H147V247H146ZM250 248L253 249V245H252V246H249V248L247 247V249H246V248H245V249L248 250V249H250ZM34 249H35V248H34ZM143 249H144V247H143ZM147 249H149V248H147ZM231 249H233V247H232ZM58 250H59V248H58ZM65 250H66V249H65ZM65 250H64V251H65ZM68 250H69V249H68ZM144 250L146 251V249H144ZM177 250H178V249H177ZM236 250H237V249H235V251H236ZM250 250H251V249H250ZM250 250H248V251H250ZM121 251H123V250H121ZM58 252H59V251H58ZM68 252H69V251H68ZM68 252H67V253H68ZM102 252H103V251H102ZM147 252H148V251H147ZM233 252H234V251H233ZM250 252H252V251H250ZM263 252H264V251H263ZM56 253H57V251H56ZM65 253H66V252H65ZM67 253H66V254H67ZM20 254H21V253H20ZM103 254H105V253L103 252ZM109 254H110V253H109ZM222 254L227 255V254H229V251L226 250V251L222 252ZM23 255H24V254H23ZM25 255H26V254H25ZM224 255H223V256H224ZM254 255H255V254H254ZM7 256H8V255H7ZM26 256H27V255H26ZM48 256H49V254H48ZM48 256H47V257H48ZM51 256H52V255H51ZM106 256H107V255H106ZM108 256H109V255H108ZM108 256H107V257H108ZM118 256H119V255H118ZM201 256H204V255H201ZM210 256H211V255H210ZM212 256H213V258H214V255H212ZM227 256H228V255H227ZM13 257H14V256H13ZM81 257H82V256H81ZM111 257H112V256H111ZM208 257H209V256H208ZM257 257H258V256H257ZM17 258H18V257H17ZM71 258H72V257H71ZM73 258H74V256H73ZM101 258H102V257H101ZM176 258H177V257H176ZM254 258H255V257H254ZM25 259H26V258H25ZM51 259H52V258H51ZM107 259H109V257H108ZM110 259H112V258H110ZM110 259H109V260H110ZM117 259H118V258H117ZM217 259H218V258H217ZM73 260H75V259H73ZM82 260H83V259H82ZM82 260H80V261L82 262ZM103 260H105V259H103ZM132 260H133V259H132ZM26 261H27V260H26ZM26 261H25V262H26ZM117 261H118V260H117ZM143 261H145V260H143ZM258 261H259V260H258ZM125 262H126V261H125ZM250 262H251V261H250ZM21 263H22V262H21ZM34 263H36V262H34ZM94 263H95V264L97 263V260H96V262H95V258L91 261V264H94ZM109 263H110V262H109ZM126 263H127V262H126ZM141 263H142V262H141ZM210 263H211V262H210ZM233 263H234V261H233ZM235 263L237 264L238 262L235 261ZM240 263L243 264V261L240 262ZM240 263H238V264H240ZM248 263H249V261H248ZM263 263H264V262H263ZM105 264H107V263H105ZM138 264H140V263H138ZM211 264H212V263H211ZM215 264H216V263H215ZM250 264H252V263H250Z\"/></svg>", "mask_w": 264, "mask_h": 264}]
</instances>
